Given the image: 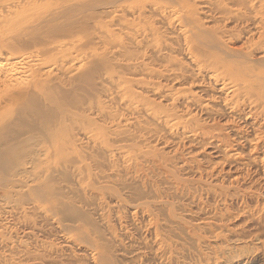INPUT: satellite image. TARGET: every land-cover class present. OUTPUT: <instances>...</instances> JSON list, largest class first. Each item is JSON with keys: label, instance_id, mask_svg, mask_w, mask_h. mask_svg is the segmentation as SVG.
Wrapping results in <instances>:
<instances>
[{"label": "bare ground", "instance_id": "bare-ground-1", "mask_svg": "<svg viewBox=\"0 0 264 264\" xmlns=\"http://www.w3.org/2000/svg\"><path fill=\"white\" fill-rule=\"evenodd\" d=\"M100 1L101 5L111 7L123 0ZM121 8L130 15L136 11L143 24L148 23L154 28L156 23V29L164 31L173 29L172 24L177 20L180 32L185 35L181 39L177 33L175 43L178 46L169 48L163 57L165 72L142 71L139 76L131 69L117 75L118 79L110 83L114 92L110 99L120 100L123 117L117 120L111 111L103 110L102 113L105 118L114 117L112 123L117 120L115 125L119 129L114 127L111 131L115 130L120 137L109 143V139L103 136V130L102 137L97 132L100 137L96 138H100L99 144H102L100 147L102 150L106 148L108 155L115 156L116 152L108 147L116 142V148L130 154L125 161L131 160L136 167L139 160L161 155L156 150H143L141 146H146V143L158 144L161 141L165 145L172 141L178 145L188 139L201 148L208 145L222 155L223 162L216 174L214 167L210 171L203 169L207 177L217 175L221 178L222 185L216 188L207 186L204 190L194 187L180 195H171L152 185L147 187L142 181L123 184L122 188L127 191L119 194L120 198L113 199L114 203L106 207L102 216L108 236L104 237L87 218L91 226L79 233L85 236L90 245L86 249L90 251L84 250L78 256L74 252L73 264H210L211 253L217 261L216 255L236 251L235 245L234 248L229 247L232 239H250L252 231L248 223L255 221L258 227L264 224L261 215L255 217L247 205L248 198L257 201L262 194L261 188L253 190L260 182L252 180L251 164L256 163L253 173L263 178L264 186V157L257 155L259 150L264 154V0H159L154 4L134 2L121 5ZM55 17L39 19L17 36L0 38V191L4 197L9 196L14 186L24 185L27 173L32 170L40 173L42 156L49 153L64 155L81 148V139L77 137L79 132L72 133L62 127L50 129L54 121L51 118L49 123L46 122L49 117L45 119V113L48 108L57 106L56 99H73L74 107L79 111L76 114L82 117L77 125L89 122V115L81 107V99L84 93H88L85 91L88 84L96 87V80L102 78L101 71L105 69L102 62H92L84 72L74 77L77 82L73 80L75 84L72 83L71 88L60 91L59 78L62 76L51 77V68H45L47 59L44 55L52 53L53 63L64 62L67 56L53 49V40L46 47L43 46L48 41H40L44 34L41 30L50 26ZM219 21L233 25L220 26ZM181 26L188 29L182 30ZM188 32H191V39H188ZM226 32L232 39L243 37L242 42L226 46L221 40ZM143 39L147 40V37ZM28 49H32L30 53ZM177 50L182 58L172 55ZM28 54H33V59L30 60ZM78 95L82 98L77 99ZM201 95L207 97V101L202 102ZM204 110V119L214 122L218 117L225 118V123L232 129V136L218 138L205 133V126L197 115ZM238 121L250 128L251 138L240 130ZM86 133L88 131L83 132ZM44 142L48 144L44 145ZM242 143L249 145L247 156L241 155L244 150ZM226 164L228 170L224 171ZM232 169L236 174L230 179ZM55 171L54 175L48 172L47 181L41 178L42 174L36 173L31 193L44 195V180L53 179L55 183L57 175H68L66 168ZM237 172L240 177L236 176ZM199 173L203 174L201 170ZM224 175L228 176L227 186H223ZM40 178L43 181H39ZM59 207L62 213L65 211V216L70 212L81 216L69 204L61 203ZM244 214H247V219ZM242 217L245 221L239 225ZM185 218L199 220L194 224L198 232L188 233L182 229L176 232L177 228L184 226L182 221ZM232 220H238L237 224ZM128 225L137 235L129 230ZM179 240L190 242L196 252L187 247L185 251ZM212 241L219 244L214 246ZM70 242L73 243L72 240ZM223 244L225 246H221ZM54 250L59 252L57 248ZM41 259L44 261V257Z\"/></svg>", "mask_w": 264, "mask_h": 264}, {"label": "rangeland", "instance_id": "rangeland-1", "mask_svg": "<svg viewBox=\"0 0 264 264\" xmlns=\"http://www.w3.org/2000/svg\"><path fill=\"white\" fill-rule=\"evenodd\" d=\"M156 1L159 0H123L110 7L101 5L100 0H0V38L17 36L25 31L27 26L39 19L43 20L52 15H56L58 18L56 20V17L54 20L52 19L50 26L45 27L46 29L44 28L43 31L41 30V33L44 34L41 35L40 33V41L43 43L44 40L45 42L48 41L44 43L43 47H46L45 45L53 40V49L59 54L67 56L66 61L61 62L59 60L53 63V60H51L52 53L44 55L45 60L47 59L45 68H51V77L57 76L59 78L62 76L59 78L61 82L60 91L71 88L72 83L75 84L72 81H76L74 77L78 73L84 72L90 63L100 61L105 65V69L101 71L102 78L96 80V83H98L96 87L88 84L85 88L88 93L83 92L85 94L83 98L80 95L77 97V99L82 98L83 105L81 107L84 109V113L89 115V122L77 125L78 119L82 120V117L76 114L79 111L76 106L74 107L73 99H56L57 106L48 108L45 113V119L49 117L46 122L49 123L51 118L54 121L50 125V129L58 130L62 127L61 129L66 128L72 133L79 132L77 137L81 139V148L69 151L64 155H50V153H47L48 155L41 157L44 159L40 167V173L37 172L38 170L27 173L24 185L11 188L8 197H4L2 191H0V264H53L57 262L73 264L72 254L74 252L78 256L84 253V250L86 252L90 251V249H86L90 245L87 243L85 236L79 233L81 230H88L91 226L87 218L93 221L97 230L104 237L108 236L102 216L105 215L106 207L114 203L113 201L117 198H120L119 194L127 191L122 188L123 184L130 185L142 181L147 187L152 185L158 190H163L171 195H180L185 193L186 190H193L194 187L198 190H201V187L204 190L207 186H215L216 188L217 185H222L220 184L221 178L219 179L217 175L206 176L205 169L210 171L214 167L213 172L216 174L223 162L222 155L208 145L201 148L197 143L189 142L188 139L183 140L178 145H175V142L172 141H168L165 145L161 141L158 144H154V142L146 143V146H141L143 150L147 152L156 150L161 155H153L150 158L148 157L149 159L139 160L135 167L131 160L125 161L130 154L123 152V149L116 148V142L108 147L116 152L115 156H110L106 148L102 150L100 147L102 146V144H99L100 138H96L100 137L97 132H100L102 137V130L105 134L103 136H105V139H109V143H111V140H117L120 137L115 133V130L111 131V129L114 127V129H119L115 124L119 117H123L121 114L123 109L120 108L119 99H110V96H114L110 83L118 79L117 75L128 73L131 69V72L139 76L142 75L140 73L142 71L154 74L165 72V58L163 57L168 53L169 48L178 46L175 43L178 40L177 35L179 34L181 39L185 35V33L180 32L177 20H174L172 24L171 28L173 29L164 31L161 28L156 29V23L154 28L148 23L143 24L138 15L135 14L136 11H134V15H130L126 14V11L121 8V5L127 6L134 2L154 4ZM86 6L88 7L86 8ZM55 24H58L57 28L52 29ZM224 24H227L228 27L233 25L231 22H218L220 26ZM47 28L50 29L48 34L46 33ZM184 29L188 28L183 26L182 30ZM53 30H55L54 34ZM190 34L191 32H188V39L192 37L189 36ZM50 36L54 39H51ZM145 36L147 40L143 39ZM38 38L36 37L37 40ZM234 39L227 32L221 37L226 46H231L233 42L236 45L240 44L243 37L238 40ZM180 41L182 42L179 39L178 42L180 43ZM31 50L28 49V53ZM178 52L177 50L172 55H178L182 58ZM31 55L33 56V54H28L30 60L33 59ZM42 56L41 54V58ZM27 73L30 74V72ZM201 96L202 102L207 101V97ZM115 105H117V108ZM103 110L111 111L117 120L112 123L114 117L112 119L105 118L104 113H102ZM204 114L205 110L197 113L201 118L202 125L205 126L203 129L205 133L208 135L213 134L218 138L226 135L232 136V129L230 124L225 123V118L218 117L213 122L204 119ZM238 125L243 133L248 134L249 138L253 136L250 128L244 123L238 121ZM129 130L133 131V128ZM86 131L88 133L83 134ZM31 140L33 142V139ZM47 144L44 142V145ZM242 144L244 150L241 155L247 156L249 145L247 143ZM152 145H155V147L153 148ZM261 154L262 152L259 150L257 154L260 155L259 158L264 157V154ZM243 158L246 159V157ZM255 166L256 163L250 165L251 178L252 180L257 179L256 181L260 184H256L253 190L261 188L262 194L257 201L248 198L247 205L253 210L255 217L261 215L264 223L263 178L259 177L258 173H253ZM199 167L201 168L199 169ZM29 168L31 170V167ZM62 168L68 170V175L65 177H58L57 175L55 183H53V179L45 182L50 172H52L50 175H54L56 174L55 169ZM200 170L203 174L199 173ZM227 170L228 166L226 164L224 171ZM36 173H39L40 176L42 174L41 178L45 179L46 192L41 196L31 193V185L37 179L34 177ZM237 173L236 176L239 175L238 177H240L241 174ZM235 174L232 169L230 179H233ZM227 177L225 176L222 180L223 186H227ZM41 178L39 181H43ZM61 203L71 205L75 211L80 212L81 216H75L72 212L67 216L63 215L65 211L62 213L59 209ZM246 215L244 214L243 217L247 219L248 216ZM243 217L239 221L232 220V223L237 224L238 221L239 225L242 224L245 221ZM198 221L185 218L182 221L184 226L177 228L176 232L181 231V229L183 232L188 233L198 232L194 225ZM127 223L130 224L129 220H127ZM77 225H81L80 228ZM248 225H250L249 229L252 231L250 239L235 241L236 238L232 239L229 242L231 243L229 247L235 245L236 251L225 252L223 256L216 255L218 256L217 261H214V255L211 253L210 264H264V224L258 227L253 221ZM75 226L79 229H75ZM128 228L133 234L135 233L131 225H128ZM71 240L73 243L70 242ZM179 242L185 246V251L189 248L196 252L190 242L182 240H179ZM211 243L214 246L219 244V242L215 243L214 241ZM54 248H57L59 252L56 253ZM42 257H44V261L41 259Z\"/></svg>", "mask_w": 264, "mask_h": 264}]
</instances>
